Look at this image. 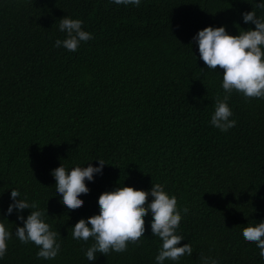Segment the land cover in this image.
I'll list each match as a JSON object with an SVG mask.
<instances>
[{"label":"trees","instance_id":"trees-1","mask_svg":"<svg viewBox=\"0 0 264 264\" xmlns=\"http://www.w3.org/2000/svg\"><path fill=\"white\" fill-rule=\"evenodd\" d=\"M253 7L252 0H142L139 7L0 0V219L13 233L0 264H155L161 241L150 214L140 242L123 253H97L96 261L85 256L93 239L72 237L80 218L98 213L102 192L152 183L189 209L178 233L192 255L165 264H201L202 255L220 264H264L242 235L248 223L264 220V99L233 91L236 125L213 127L215 101L225 95L223 70L207 69L192 40L209 25L232 35L254 28L241 16ZM66 15L93 35L76 52L54 47L65 36L58 25ZM98 158L107 163L103 175L85 180L83 205L68 209L51 170L96 165ZM11 188L45 210L60 234L56 258H38L34 242L15 236L21 221L5 211Z\"/></svg>","mask_w":264,"mask_h":264},{"label":"clouds","instance_id":"clouds-1","mask_svg":"<svg viewBox=\"0 0 264 264\" xmlns=\"http://www.w3.org/2000/svg\"><path fill=\"white\" fill-rule=\"evenodd\" d=\"M117 5H134L139 7L142 0H111ZM251 11L242 12L245 23L255 25L254 28L239 31L237 35L229 34L224 25L206 26L197 30L192 40L198 47L199 58L207 69L216 71L217 66L223 70L221 87L225 95L217 97L215 109L211 114L210 123L222 132L236 125L229 99L233 91L246 98L264 99V0H252ZM84 21L71 16L60 18L58 29L64 33L63 39L57 38L54 47L76 52L82 42L93 39L91 32L84 30ZM195 59L196 56L194 55ZM203 69V68H201ZM217 72V71H216ZM98 164L88 163L87 166L75 165L68 168L62 164L51 170L54 177L56 193L60 201L68 209H77L84 203L81 194H88L90 189L85 180L93 181L94 174L103 175L107 164L103 159H93ZM92 161V160H90ZM89 161V162H90ZM151 196V201L148 197ZM10 203L6 214H17L15 236L20 242H34L38 246V258L51 260L61 251L60 235L46 222V212L39 208L38 202L21 198L18 188H11ZM147 202V203H146ZM98 213L87 218H80L72 226V237L87 242L91 237L93 243L85 250L88 261H96L97 253L105 256L110 252L123 253L128 244L140 242L145 228V217L149 214V225L153 236L159 237L161 245L155 256V264H165L166 260L179 262L181 257L191 256L193 247L190 242L180 245L185 237L178 233L182 214H187V207H178L174 194L165 191L162 183H152L148 190L133 186H118L110 191L102 192L97 198ZM24 210H30L26 216ZM13 233L0 219V260L5 257L8 241ZM243 237L254 242L260 249L259 256L264 258V220L248 223L242 229ZM201 264H220V260L211 256H201Z\"/></svg>","mask_w":264,"mask_h":264},{"label":"bare ground","instance_id":"bare-ground-1","mask_svg":"<svg viewBox=\"0 0 264 264\" xmlns=\"http://www.w3.org/2000/svg\"><path fill=\"white\" fill-rule=\"evenodd\" d=\"M86 243V242H85Z\"/></svg>","mask_w":264,"mask_h":264}]
</instances>
